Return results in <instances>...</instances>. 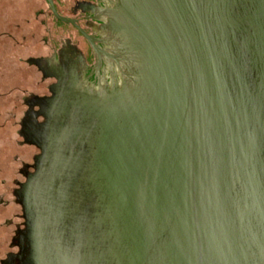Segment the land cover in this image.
<instances>
[{"label": "water", "instance_id": "water-1", "mask_svg": "<svg viewBox=\"0 0 264 264\" xmlns=\"http://www.w3.org/2000/svg\"><path fill=\"white\" fill-rule=\"evenodd\" d=\"M149 7L127 5L119 30L136 71L99 110L88 234L64 228L74 253L49 239L43 255L51 264H264V7L252 43L231 36L220 9L217 27L194 31L180 25L173 0ZM33 153L18 146L17 171ZM66 158L54 156L51 170L69 167Z\"/></svg>", "mask_w": 264, "mask_h": 264}, {"label": "flooded vegetation", "instance_id": "flooded-vegetation-1", "mask_svg": "<svg viewBox=\"0 0 264 264\" xmlns=\"http://www.w3.org/2000/svg\"><path fill=\"white\" fill-rule=\"evenodd\" d=\"M7 1L0 0V15L5 16L0 19L1 56L12 60L15 55L10 57L9 46L18 48L20 72L23 74L27 67L38 73L45 89L27 93L19 88V145L33 148L34 153L29 161L21 162L17 177L11 181L15 215L14 219L5 218L1 222L7 245L2 243L0 246V264H51L52 257L43 255L46 247L42 244L49 239L56 240L59 244L56 248L61 253L72 255L71 232L63 229L81 226L82 233L88 234L89 169L94 155L100 156L97 145L105 134V111L99 110L105 101L111 105L120 98L136 71L133 51L129 53L128 43L119 30L126 23L127 5L137 9L138 5L142 6V0H129L130 3L126 0H51L56 13L73 23L59 21L47 0H10L11 6L6 4ZM156 2L162 4V0H150L151 10L159 8ZM173 2L184 28L194 31L214 29L220 9L223 19L229 21L226 25L233 28L231 36L249 43H252L250 37L254 36L253 30L258 29L257 23L261 19L256 14L257 6L262 4L264 7V0ZM13 7L17 9L10 12L8 9ZM25 10H28V16ZM133 21V28H136L137 23ZM249 22H254L253 28ZM26 47L32 54L24 58ZM42 50L44 54L41 55ZM248 70L246 68V72ZM6 95L1 93L0 97ZM57 155H65L69 167L53 172L49 164ZM74 169L80 170L76 177ZM49 175H53L51 179ZM77 178H81L80 183ZM44 180L49 182L48 187L42 184ZM41 189L49 191L44 200L37 198ZM9 200L1 194L0 207L7 208ZM45 207H51L52 212ZM67 214L71 218H67ZM48 217L52 224L58 223L52 225L56 231L46 226ZM54 234H57L56 238ZM81 243H85L84 239ZM80 250L83 254L84 250Z\"/></svg>", "mask_w": 264, "mask_h": 264}, {"label": "rangeland", "instance_id": "rangeland-1", "mask_svg": "<svg viewBox=\"0 0 264 264\" xmlns=\"http://www.w3.org/2000/svg\"><path fill=\"white\" fill-rule=\"evenodd\" d=\"M6 4L9 6L12 5L10 0L7 1ZM14 7L16 6L14 5ZM14 7L8 10H10V12L15 11L17 8ZM42 8H45V5L42 4ZM27 11L28 10H25L24 12L28 16L29 13ZM4 17V15H0V19ZM2 43L3 41L0 42V44ZM4 46L8 47V44H4ZM17 49L12 48L11 45L9 46L10 57L12 58L13 54L15 55V58L12 60L8 59L7 56L3 58L0 49V94H8L5 97H0V195L2 194L4 199H10L7 208L0 207V246L2 243H5L4 246L7 245L5 229L2 227L1 222L5 218H9L10 220L13 219V203L10 192L12 188L11 181L13 178H16L17 171L19 146L17 131L18 119L21 114V103L19 100L21 96L20 90L25 89V91L31 92L38 90L44 91L45 89V83H40V76L38 73L32 72V70L27 67L23 74L20 72L22 66L21 64L20 66L18 65ZM31 52L32 50L26 47L24 58L32 54ZM40 54H44V50H42ZM7 98L8 100L6 101Z\"/></svg>", "mask_w": 264, "mask_h": 264}]
</instances>
